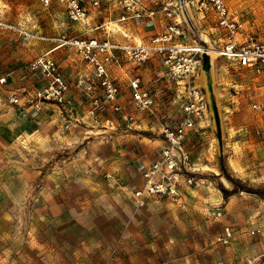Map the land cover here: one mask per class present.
Returning a JSON list of instances; mask_svg holds the SVG:
<instances>
[{
  "label": "rangeland",
  "instance_id": "374dc122",
  "mask_svg": "<svg viewBox=\"0 0 264 264\" xmlns=\"http://www.w3.org/2000/svg\"><path fill=\"white\" fill-rule=\"evenodd\" d=\"M141 1L143 14L151 16L132 18L115 0H101L99 7L87 0V21L72 22L64 4L0 0V18L46 38L0 31V264H240L264 254L263 76L215 53L205 72L203 60L194 83L208 112L186 145L196 184L180 201L150 198L142 207L131 196L135 180L156 157L161 125L183 119L182 88L160 58L134 64L117 53L119 65L110 71L122 66L131 78L110 73L120 89L113 104L118 111L106 103L94 111L103 89L94 66L71 45L63 48L76 52L90 71L73 87L49 54L68 86L65 106L48 102L36 111L38 101L28 91L21 95L1 83L3 76L21 73L32 89H41L49 78L29 69L47 54L41 44L58 46L52 39L61 36L141 43L128 28L141 20L152 29L161 20L181 22L184 42L200 43L204 35L213 46L222 44L217 14L206 0H173L172 17L165 10L170 0ZM224 2L240 40L264 42V0ZM136 78L153 98L149 108L134 101L130 84ZM13 97H24L23 103ZM227 227L232 237L224 244L219 238ZM260 260L264 264V256Z\"/></svg>",
  "mask_w": 264,
  "mask_h": 264
},
{
  "label": "built area",
  "instance_id": "2783aa9c",
  "mask_svg": "<svg viewBox=\"0 0 264 264\" xmlns=\"http://www.w3.org/2000/svg\"><path fill=\"white\" fill-rule=\"evenodd\" d=\"M39 1L47 8L51 7L54 2L64 4L67 8L68 19L72 22H86L88 19V11L85 7L87 0ZM89 1L95 7H99L101 3V0ZM115 1L123 3V7L132 14V18L151 16L154 13L143 14L145 9L141 0ZM206 2L212 6L218 17V26L222 33L220 46H213L204 40L200 43L184 42L181 39L183 36L182 24L176 21L170 22L163 32L156 34L147 43H120L109 40L100 42L97 39H67L66 36L52 39L59 42L58 46L71 45L78 48L84 58L94 66L104 98L102 101L93 100L95 112L104 103L112 105L116 111L120 109L113 105L120 94V89L110 75V66L119 65L117 53L124 54L134 64H143L154 57L160 58L170 78L177 83L178 89L182 88L178 99L181 101L183 119L177 124L165 123L161 125L164 145L160 149L157 159L142 171L144 185L132 193L133 200L138 207L144 206L150 198L180 201L187 191L196 184L186 141L189 134L197 130L199 120L203 119L208 112L205 97L194 83V77L203 63L204 55L216 53L218 57L236 63L239 69L250 70L252 73L264 77V42L241 41L239 24L230 17L224 0H206ZM175 8H177V4L173 0L167 2L165 10H168L169 17H172ZM126 18L123 17V19ZM0 31L12 32L24 39L46 40L45 37L36 36L2 18H0ZM49 54L50 52L29 63L30 70L41 72L49 78L48 84L37 90L32 96V99L38 101L33 105V109L36 111L40 110V104L50 102L65 106L68 103L66 97L68 86ZM6 82V78L1 80V83ZM130 86L136 104L142 109L149 108L153 103V98L147 90L141 87L140 79H133ZM23 99L24 97H13L12 101L21 105ZM254 108L258 109L259 106L254 105ZM231 237L232 232L227 227L219 241L227 244ZM263 256L264 254L260 257H247L241 264H260V258ZM216 264L224 263L219 261Z\"/></svg>",
  "mask_w": 264,
  "mask_h": 264
},
{
  "label": "crops",
  "instance_id": "0c3cea01",
  "mask_svg": "<svg viewBox=\"0 0 264 264\" xmlns=\"http://www.w3.org/2000/svg\"><path fill=\"white\" fill-rule=\"evenodd\" d=\"M91 10L93 11V9H91ZM59 13H60V11H59ZM147 22L150 23V21H148V20H141L139 22H135L136 24L131 23L130 26H128L129 30L133 29L132 31L139 36V38L141 39V43L149 42V40H150L149 36L152 35V33H154L155 31H156L155 32L156 34L161 33L164 30L165 25L168 24V21H167L166 24L163 25V21L161 20L160 26L156 24V26H155L156 28L152 29V28H145L143 26ZM116 28L118 29V31H121V29H119V27H116ZM40 49H41V53H43V54L50 52L52 57H54L57 61L60 62L61 66L63 67V71L66 75L67 80L70 82V84L73 87H76L77 86L76 84L79 81V79L82 76H87L88 72L90 71L89 66L87 64H85L84 62H82V60L76 54V52H74V51L72 52V50H68V49L63 48V47L57 48L56 45L49 43V42L41 44ZM110 69H111V67H110ZM117 70L120 71L118 73V76L121 79V81L122 80L125 81L127 78L129 80L131 79L129 77L128 73L125 72V68L122 66L119 68L112 66V70L110 71V73L112 72V74H113V72H115ZM92 73H93V71H92ZM21 77H22V74L17 73V75H14V76L5 75L2 78H6V81H7L6 84L10 85V87L14 88V90H16L17 92H20L21 95L24 94L25 91H28L27 93H29L32 97V95L35 94L37 89H32L31 80L30 81L21 80ZM9 81H10V83H9ZM76 92L77 91L74 90V93H76ZM79 95H81V94H79ZM159 141H160V145L157 148L156 157L152 161H150L149 163H152L154 160L157 159L158 153L164 145V140H163L162 136H160ZM186 145H187V141H186ZM119 180L122 181V178H120ZM143 185H144V180H143V177L140 175L135 180L134 190L137 188H141ZM133 191H132V193H133ZM188 191H187V193H188ZM242 262H240V264Z\"/></svg>",
  "mask_w": 264,
  "mask_h": 264
},
{
  "label": "bare ground",
  "instance_id": "6f19581e",
  "mask_svg": "<svg viewBox=\"0 0 264 264\" xmlns=\"http://www.w3.org/2000/svg\"><path fill=\"white\" fill-rule=\"evenodd\" d=\"M202 38H203V40L206 42V43H210L211 44V41H210V39L207 37V36H204V35H202ZM59 47H61V46H57V48H59ZM216 54V53H215ZM215 54L214 53H211V54H205L204 55V57H205V64H204V66H203V71H205V72H207L210 68H211V65L212 64H209V62L210 61H212L213 60V56H215ZM203 80L206 82V85H208V83H207V78L205 77V78H203ZM209 86V85H208ZM210 87V86H209ZM212 105L214 106L213 107V110L216 112L217 111V109H215L216 108V105L214 104V103H212ZM215 114V113H214Z\"/></svg>",
  "mask_w": 264,
  "mask_h": 264
},
{
  "label": "water",
  "instance_id": "95a60500",
  "mask_svg": "<svg viewBox=\"0 0 264 264\" xmlns=\"http://www.w3.org/2000/svg\"><path fill=\"white\" fill-rule=\"evenodd\" d=\"M179 2L181 3V5H183V0H179ZM183 12V16H184V20L186 21V14H185V10L182 11ZM188 22V21H187ZM189 23V22H188ZM205 60V59H204ZM218 117H216L217 119ZM219 124V123H218Z\"/></svg>",
  "mask_w": 264,
  "mask_h": 264
}]
</instances>
